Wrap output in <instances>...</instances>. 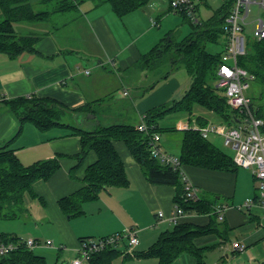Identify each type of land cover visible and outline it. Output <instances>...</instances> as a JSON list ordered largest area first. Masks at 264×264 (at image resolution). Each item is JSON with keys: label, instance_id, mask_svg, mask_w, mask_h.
Wrapping results in <instances>:
<instances>
[{"label": "crops", "instance_id": "1", "mask_svg": "<svg viewBox=\"0 0 264 264\" xmlns=\"http://www.w3.org/2000/svg\"><path fill=\"white\" fill-rule=\"evenodd\" d=\"M74 1L77 7L72 10L55 12L48 20L32 22L33 29L18 32L40 35L33 51L25 50L13 57L0 52V143L12 138L19 128L17 117L4 102L8 98L51 97L73 108L90 102L92 113L77 114L70 121L92 130L97 125L112 123L137 126L149 109L173 98L180 99L189 89L191 76L180 66L144 94L146 88L159 79L161 71L149 72L139 61L143 54L174 31L164 28L160 14L154 19L155 13L148 14L139 8L120 16L113 10L110 0ZM156 4L164 5L162 9L170 8L168 0H159ZM49 9H54V4ZM198 117L205 124L197 120ZM194 124L227 125L218 114L200 104L194 105L192 114L186 111L169 113L159 125L175 130L161 133L163 149L179 156L183 129L185 125L192 127ZM207 138L219 148L218 142L230 147L225 145L220 134L209 133ZM114 145L127 168L129 186L104 189L99 198L84 204L83 214L69 217L61 209L59 200L84 185L86 169L96 161L97 154L91 150L79 164L74 157L81 150L78 135L66 127L42 130L26 122L11 144L20 160L30 165L61 155V166L50 178L33 182L37 197L26 196L28 211L24 217L0 220V241L3 232L21 237L29 226L28 229L39 232L27 236L39 242L34 251L38 249L36 253L45 256L41 251L53 247L57 251V264H65L79 256L82 237L99 238L134 228L139 238L134 250H144L176 223H210L207 214L184 213L177 222L172 221L175 186L150 182L126 143L117 140ZM230 155H234V150ZM181 170L184 179L196 186L201 196L216 197L217 205H228L222 218L218 215V221L228 229V238L223 241L209 234L198 241L200 245L217 244L210 252L219 250L222 256L216 258L215 255L211 264L263 263L264 206L244 205L248 198L258 194L252 170L239 167L236 171H223L190 164H182ZM40 226L43 230H39ZM42 233L47 237L45 241L38 236ZM48 240L52 244H47ZM233 242L241 243L245 249L236 250ZM122 243L125 247L123 241L119 248ZM126 260H130V264H158L155 257L132 256L124 262ZM171 264H195V258L183 253Z\"/></svg>", "mask_w": 264, "mask_h": 264}, {"label": "trees", "instance_id": "2", "mask_svg": "<svg viewBox=\"0 0 264 264\" xmlns=\"http://www.w3.org/2000/svg\"><path fill=\"white\" fill-rule=\"evenodd\" d=\"M48 1L51 0H45L43 3ZM54 2V9L50 10L39 9L32 0H0V9L4 15L0 20V52L13 57L25 50L35 49V43L40 35L19 34L15 28L16 22L44 21L55 12L77 7L74 0ZM110 2L113 10L123 16L144 7L149 0H110ZM233 3L234 0H225L209 19L198 22L192 21L185 12H180L192 24V31L180 40L171 32L148 53L142 55L139 61L142 68L152 73L161 71L159 79L147 87L144 94L167 79L172 71L180 66L184 67L191 76V85L180 99H170L145 113L142 120L147 127L145 130L140 129L142 122L137 126L124 123L97 125L92 130L83 129L72 123L70 120L73 116L94 111L90 102L73 108L51 97L31 95L5 99V104L19 121V128L12 138L0 143V220L19 219L26 215L28 211L26 196L37 197L32 187L33 182L50 178L61 166V155L39 160L30 165L20 160L15 150L11 148V144L22 131L24 124L29 121L42 130L66 127L71 133L80 137L81 150L74 155L79 164L83 163L91 150L97 154L96 161L86 169L84 185L59 200V205L67 216L83 214L84 204L99 198L104 189L129 186L127 168L114 145L115 141L122 140L150 182L175 186V207H181L187 214H207L211 218L207 225L176 223L172 228L163 231L157 240L144 250L126 251L127 241L126 249L118 247L121 242L111 244L92 254L88 264H111L119 256H124V259L132 256L155 257L158 259V264H171L183 253H190L195 258V264H205L207 254L217 244L200 245L198 241L209 234L217 235L223 241L228 238V229L223 222L218 221L219 214L215 211L218 199L203 197L201 194L198 199L189 198L188 182L184 179L182 170L153 155L151 147L155 133L175 130V128L160 127L159 121L164 116L178 111L192 114L195 104L214 111L227 125L236 126L243 121V112L228 104L224 90L217 85L219 65L228 42L224 21ZM195 8L198 11L199 5L196 4ZM222 39L224 40L221 52L212 53L208 50L209 43H218ZM238 63L254 76L252 81L254 91L250 94L252 106L256 116L264 119V37L248 36V52L238 58ZM164 67L165 71H163ZM197 120L205 124L201 117ZM178 157L181 164L213 170L236 171L239 168L233 156L204 137L199 128L194 127L183 129ZM91 238L94 237H82L81 242ZM1 241L17 243L19 246L10 253L1 255L0 264H47V258L28 247L22 237L3 232Z\"/></svg>", "mask_w": 264, "mask_h": 264}, {"label": "built area", "instance_id": "3", "mask_svg": "<svg viewBox=\"0 0 264 264\" xmlns=\"http://www.w3.org/2000/svg\"><path fill=\"white\" fill-rule=\"evenodd\" d=\"M195 1L169 0V4L173 12H185L192 21L198 22ZM252 4H257L260 9H264V0H234L231 10L225 17L224 26L227 31L228 42L219 65L217 80V85L224 90L228 104L233 108L240 109L244 114V119L236 126H227L226 124L192 125L194 128H199L204 137H208L209 133L220 134L225 145L234 150V162L239 167L252 170L257 182L258 194L255 198H248L245 201L244 205L247 207L255 204L264 206V119L256 116L249 94L254 76L238 63V58L248 52L246 21L251 13ZM153 21L154 24L157 23L156 20ZM253 36L256 38L264 37V18L257 19ZM189 126L185 125V128ZM140 129H147L144 122L141 123ZM160 141L161 134L155 133L152 139V154L158 156L163 162L181 169L182 164L179 157L165 151ZM187 194L189 198L198 199L199 189L188 183ZM227 207L226 204L215 206V211L220 218H222ZM183 214L184 211L181 207H174L171 216L172 221L177 222ZM160 216H163L162 212ZM123 240L128 243L127 251L132 252L139 243L137 231L134 228H128L112 235L82 241L79 256L65 264H84V262H88L92 254L111 244H119ZM24 242L32 249L39 244L33 238H26ZM47 244H52V241L48 240ZM18 246L17 243L0 241V256L10 253ZM233 247L239 251L245 249V246L239 242H233Z\"/></svg>", "mask_w": 264, "mask_h": 264}, {"label": "rangeland", "instance_id": "4", "mask_svg": "<svg viewBox=\"0 0 264 264\" xmlns=\"http://www.w3.org/2000/svg\"><path fill=\"white\" fill-rule=\"evenodd\" d=\"M32 1L34 3H37L39 0H32ZM156 1L159 2V0H150L146 4V6H144L143 8L140 9V11L146 10L148 14H151L152 12L155 13L154 19H156L155 17L157 16V14H160V16H161L160 21H162V22L164 21L163 22L164 28L165 29H170V28L173 29L174 30L173 31L174 36L176 38H178L179 40L184 38L185 36H187L192 31V29H193L192 24L189 22V20L187 18H185L183 16V14H181L180 12L170 11V8H168V10L162 9L164 7V5L160 4L161 6H163V7H161L158 4H156ZM224 1L225 0H196L195 1L196 4L199 5V10L197 11L198 20L203 21V20L209 19L214 14L215 10L219 9L223 5ZM168 3H169V0H168ZM37 4H38L39 9H46V8H50L53 5V1L51 0V1H48L47 3H44V4L38 2ZM158 7H160V9H158ZM3 18H4V15L2 13V10L0 9V20H2ZM258 18H264V9H260V7L257 4H252L251 5V13H250V15L246 21L247 22L246 32L248 35H251L254 32ZM30 23H32V22H26V21L16 22L15 23L16 31L25 33L27 30L33 29V26H31V25H33L34 23H32V24H30ZM223 40L224 39H222L221 42H218V43H209L208 47H207L208 50L212 53L221 52ZM183 69L184 68L182 67V70ZM253 91H254V88L252 86V89H250L249 94H252ZM218 145H220L221 148L224 149L225 151H227L229 154H233V150L230 147L222 146V144L220 142H218ZM8 223H10V222H8ZM28 227L29 226L25 227V228H27V230H23L24 234L22 233L23 236H21L23 239L28 238L27 237V236H29L28 234L31 235V234H35L36 232L39 233L38 231L35 232L33 230L28 229ZM29 228H31V227H29ZM39 230H43V227L40 226ZM38 236H39V238H42V240H44V241L47 239V237L43 233H42V235H38ZM121 242H123V241H121ZM124 242L126 243V240ZM53 246H56V245L53 244ZM123 248L124 247H123V243H122L121 249H123ZM125 249H126V247H125ZM37 251H38V249L35 250V252H37ZM41 252H42V254H45V256L47 258V264H57V251L53 247H49V249H43V251H41ZM215 255H216V258H219L220 256H222V253H220L219 250L209 252L207 254L205 264H211L213 257H215ZM128 259H131V257ZM123 262H124V256H119L118 258H116V260L112 264H122ZM123 264H130V260H126Z\"/></svg>", "mask_w": 264, "mask_h": 264}]
</instances>
